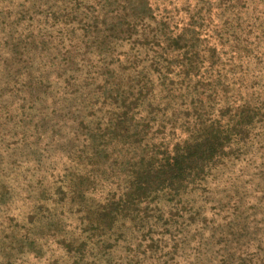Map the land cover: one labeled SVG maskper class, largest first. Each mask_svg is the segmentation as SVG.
Returning a JSON list of instances; mask_svg holds the SVG:
<instances>
[{
	"label": "rangeland",
	"instance_id": "obj_1",
	"mask_svg": "<svg viewBox=\"0 0 264 264\" xmlns=\"http://www.w3.org/2000/svg\"><path fill=\"white\" fill-rule=\"evenodd\" d=\"M236 122L200 180L131 196ZM0 264H264V0H0Z\"/></svg>",
	"mask_w": 264,
	"mask_h": 264
},
{
	"label": "trees",
	"instance_id": "obj_2",
	"mask_svg": "<svg viewBox=\"0 0 264 264\" xmlns=\"http://www.w3.org/2000/svg\"><path fill=\"white\" fill-rule=\"evenodd\" d=\"M249 125L247 122H236L229 132L211 129L192 142L176 144L160 170L148 167L144 173L138 174L131 196L141 202L143 197L153 192L173 190L179 193L220 162L227 154L226 148L230 147L232 137H240ZM110 216L109 212L103 215L104 219Z\"/></svg>",
	"mask_w": 264,
	"mask_h": 264
}]
</instances>
